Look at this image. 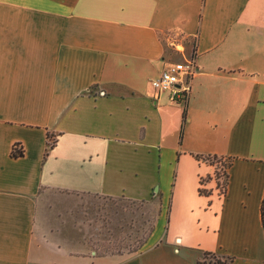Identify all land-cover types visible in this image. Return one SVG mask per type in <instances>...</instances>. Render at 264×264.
Returning a JSON list of instances; mask_svg holds the SVG:
<instances>
[{
  "label": "crops",
  "instance_id": "crops-1",
  "mask_svg": "<svg viewBox=\"0 0 264 264\" xmlns=\"http://www.w3.org/2000/svg\"><path fill=\"white\" fill-rule=\"evenodd\" d=\"M176 63L185 104L151 83ZM197 155L229 165L224 195ZM172 183L195 234L167 229ZM51 193L162 210L139 251L98 255L47 228ZM263 200L264 0H0V264H264Z\"/></svg>",
  "mask_w": 264,
  "mask_h": 264
},
{
  "label": "rangeland",
  "instance_id": "rangeland-1",
  "mask_svg": "<svg viewBox=\"0 0 264 264\" xmlns=\"http://www.w3.org/2000/svg\"><path fill=\"white\" fill-rule=\"evenodd\" d=\"M187 64V63H186ZM52 145L53 143L50 142ZM216 165L214 179L219 182V191L224 190L228 164L221 159H213ZM171 213L166 219L167 229L172 236L185 233V225L190 230L201 226L186 205L175 195V183L171 184ZM210 188V185L208 186ZM45 196V195H44ZM176 197V198H175ZM212 199L210 200V202ZM208 202L206 204L207 208ZM44 220L49 229L56 232L60 240L80 249L86 246L98 255L129 253L138 249L153 227L159 204L156 201L136 202L127 199H111L94 195L51 193L43 199ZM213 204L207 210H212ZM206 211V209H205ZM205 224V222H204ZM205 234V227L202 228ZM191 230V233H192ZM198 231H201L198 228ZM208 240L209 236H204ZM71 246V248H72ZM139 251V250H138ZM200 259H204L200 252Z\"/></svg>",
  "mask_w": 264,
  "mask_h": 264
},
{
  "label": "built area",
  "instance_id": "built-area-1",
  "mask_svg": "<svg viewBox=\"0 0 264 264\" xmlns=\"http://www.w3.org/2000/svg\"><path fill=\"white\" fill-rule=\"evenodd\" d=\"M193 72L189 64H172L164 69L158 77L152 79L151 83L155 91H168L173 102L185 104L191 90L190 82Z\"/></svg>",
  "mask_w": 264,
  "mask_h": 264
},
{
  "label": "trees",
  "instance_id": "trees-1",
  "mask_svg": "<svg viewBox=\"0 0 264 264\" xmlns=\"http://www.w3.org/2000/svg\"><path fill=\"white\" fill-rule=\"evenodd\" d=\"M19 146L16 145L14 146V149L12 151V157L14 158H21L24 156V150L21 148V149H18ZM196 159L198 161H205L207 160L208 162H210L212 165H214V162L211 159V157H201L199 155L195 156ZM213 159H217V158H214ZM229 166V165H228ZM228 173L226 174V182H225V186H224V190L220 193L222 195H224L226 193V190H227V186H228ZM211 179V177H208V178H201L200 179V188L198 189V192L201 196H207L209 197L211 195V192L209 190H207L205 188V185L206 183ZM220 188V185H219V182H217V189ZM162 208H159L158 210V213L159 214L161 212ZM171 210V203L169 205V211ZM262 222H263V227H264V200H263V203H262ZM154 231V225L153 227L151 228L150 230V233L147 235V237L145 238V240L143 241V243L141 244V246L134 250V251H130L131 253H134V252H137L138 250H140L142 248V246L146 243V241L148 240L149 236L152 234V232ZM202 253V256L204 257V259H200L198 261V264H232L233 261H234V257H229V256H226V255H221V254H218V253H215V252H211V251H204L202 250L201 251ZM110 254H122L121 252H118V253H110ZM105 255V254H104Z\"/></svg>",
  "mask_w": 264,
  "mask_h": 264
}]
</instances>
